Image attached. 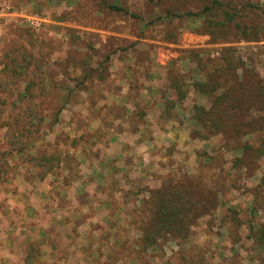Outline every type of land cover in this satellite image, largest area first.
Returning <instances> with one entry per match:
<instances>
[{
    "label": "rangeland",
    "instance_id": "obj_1",
    "mask_svg": "<svg viewBox=\"0 0 264 264\" xmlns=\"http://www.w3.org/2000/svg\"><path fill=\"white\" fill-rule=\"evenodd\" d=\"M225 1L236 16L214 28L206 21L211 0H191L182 10L192 15L183 17H167L175 5L151 0H11L21 17L0 33V71L15 40L58 71L41 99V138L9 159L0 182V264H264V243L250 229L264 227V156L244 148L264 131L250 129L229 149L222 131L208 134L195 118L196 107L217 106L227 90L250 97V117L264 113L255 103L264 86V0ZM78 51L97 69L86 89L72 80L77 69L57 66ZM206 73L220 80L213 92L194 85ZM174 80L185 94L178 120H168ZM59 154L44 178L27 160ZM180 182L213 205L211 214L186 239L164 235L161 249L144 251L153 193Z\"/></svg>",
    "mask_w": 264,
    "mask_h": 264
},
{
    "label": "trees",
    "instance_id": "obj_2",
    "mask_svg": "<svg viewBox=\"0 0 264 264\" xmlns=\"http://www.w3.org/2000/svg\"><path fill=\"white\" fill-rule=\"evenodd\" d=\"M151 1L161 5L164 2H170L175 5L173 8H167V17H183L192 15L193 12L191 9L182 10L186 8V5L190 4L191 0ZM211 1V4L205 7L207 11L206 21L214 28L226 26L234 20L236 12L231 11L228 2L225 0ZM108 5L112 10H124L122 5L115 2H111ZM24 34L23 31H18L20 36H24ZM13 43L15 44H11L9 51L5 52L2 57L1 63L3 67L0 71V128H4L3 143L0 145V182L7 180L9 159L23 153L41 138L45 121V116L40 115L43 104H45V101L41 99L43 95L48 94L52 83L51 79L58 71L55 67H46L43 58L36 60L34 53L21 41L15 40ZM225 52L230 54L227 59L228 66L234 69L235 72L237 65H234L236 60L232 49L227 47ZM78 53L79 51L76 53L71 52V56L64 62L57 63V66L65 68L63 70L65 74L68 72L67 66L68 68L70 66L77 69L78 73L72 80L79 88L86 89V86H81L85 84L88 78L94 76L97 69L91 67L90 55L85 53H80L79 55ZM100 76L104 78L102 74ZM234 77L236 82L237 75L234 74ZM21 80L25 81L23 89L18 86ZM227 80V83L232 81L230 79ZM194 85L201 92L209 93L215 91L216 87L213 86H218L216 88L218 89L221 83L219 79L212 78V73H206L205 79L203 81H195ZM172 86L175 93H173L171 100L165 102L163 114L168 120H178L174 109L185 94L184 83L174 80ZM231 92L228 90L224 91L218 98L219 104L215 107L211 106L208 109L202 106L196 107L195 114L197 123L207 130L208 134H213L214 131H222L224 133L225 145L229 149L236 146L234 144L235 138L241 139L252 132L250 129L257 128L256 130L264 131V113L255 119L250 117L251 113L248 105L250 97H235ZM38 98L39 100H37ZM44 98L45 100L47 99L46 97ZM228 98L231 101L226 104L225 100ZM257 98L258 101H255V103L258 104V109L264 111V86L259 89ZM55 120H58V117H55ZM199 132L195 131L194 135L199 137ZM246 147L253 148L255 155L264 156V138L259 141L257 146L253 147V145L245 143L244 148L246 149ZM29 156L28 161L33 160L35 162L33 165L44 169L41 178L53 171L55 163L60 164L62 162L60 154ZM236 161L243 162V159L238 158ZM151 201L153 208L150 221L146 227L141 228L143 236L141 241L144 251L161 249L160 242L164 235H178L186 239L191 226L200 217L211 214L213 206L208 207L210 203H203L201 199L200 201L195 199L188 184L185 185L182 182L163 185V187L153 193ZM204 208L207 209L205 210ZM253 226L251 225L250 229L253 231L254 241L264 243V227L258 232Z\"/></svg>",
    "mask_w": 264,
    "mask_h": 264
},
{
    "label": "built area",
    "instance_id": "obj_3",
    "mask_svg": "<svg viewBox=\"0 0 264 264\" xmlns=\"http://www.w3.org/2000/svg\"><path fill=\"white\" fill-rule=\"evenodd\" d=\"M21 15L11 0H0V33L8 23L15 22Z\"/></svg>",
    "mask_w": 264,
    "mask_h": 264
}]
</instances>
